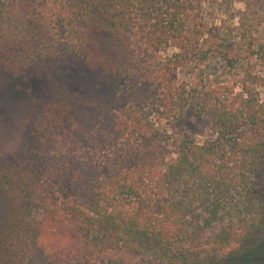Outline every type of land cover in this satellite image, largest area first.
Masks as SVG:
<instances>
[{
    "label": "trees",
    "instance_id": "obj_1",
    "mask_svg": "<svg viewBox=\"0 0 264 264\" xmlns=\"http://www.w3.org/2000/svg\"><path fill=\"white\" fill-rule=\"evenodd\" d=\"M205 1L0 0L2 62L40 81V114L0 157V264H222L261 236L264 74L251 67L202 96L180 78L240 59ZM249 51L264 62V44ZM195 99L214 137L171 142L168 125Z\"/></svg>",
    "mask_w": 264,
    "mask_h": 264
},
{
    "label": "rangeland",
    "instance_id": "obj_2",
    "mask_svg": "<svg viewBox=\"0 0 264 264\" xmlns=\"http://www.w3.org/2000/svg\"><path fill=\"white\" fill-rule=\"evenodd\" d=\"M202 16L210 22L222 24L228 31V38L234 40L240 54L238 63L230 67L221 58L198 62L180 70V78L192 91L197 90L202 96L211 87L220 82L234 83L245 70L254 68L255 72L264 74L263 58L250 55L251 49H258L264 44V0H206ZM253 47V48H252ZM61 77L76 94L82 95L89 85L78 72L64 65ZM40 81L11 72L0 56V157L14 152L21 141V131L25 120L40 114V108L33 96L38 90ZM237 89L239 85H237ZM258 95L264 98V87L257 85ZM257 89V90H258ZM192 100L181 119L171 122L167 129L170 141L182 136H189L203 142L205 138L214 137L210 111H202ZM208 108V107H207ZM173 150V144L167 145ZM171 154V153H170ZM170 159L173 155H170ZM264 171L259 191L264 202ZM7 200L0 190V225L4 220ZM264 228V226H263ZM256 242L245 247L222 264H264V229ZM51 256L35 255L29 264H46Z\"/></svg>",
    "mask_w": 264,
    "mask_h": 264
}]
</instances>
